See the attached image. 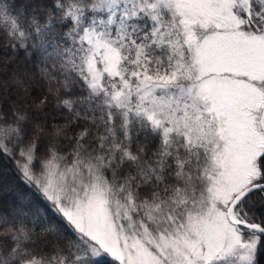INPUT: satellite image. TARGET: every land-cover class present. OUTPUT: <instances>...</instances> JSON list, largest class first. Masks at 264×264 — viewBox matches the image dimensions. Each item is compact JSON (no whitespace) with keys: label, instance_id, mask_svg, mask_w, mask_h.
<instances>
[{"label":"snow or ice","instance_id":"snow-or-ice-1","mask_svg":"<svg viewBox=\"0 0 264 264\" xmlns=\"http://www.w3.org/2000/svg\"><path fill=\"white\" fill-rule=\"evenodd\" d=\"M0 33V264H264V0H0Z\"/></svg>","mask_w":264,"mask_h":264},{"label":"trees","instance_id":"trees-1","mask_svg":"<svg viewBox=\"0 0 264 264\" xmlns=\"http://www.w3.org/2000/svg\"><path fill=\"white\" fill-rule=\"evenodd\" d=\"M16 3H17V7H19L20 5L23 4L20 0H16ZM5 40H6V37L2 33H0V51L3 50V44H4ZM7 56H8V53H4L3 55H0V63H3L5 61V59L7 58ZM21 65H26L25 64V57H24L22 52L20 53V55L18 57H16L14 60H12L9 63V67L14 68L17 71H23L26 68H28L27 66L22 67ZM28 69L31 70V68H28ZM49 115L50 116L55 115L54 111L51 108L49 109ZM56 118L58 120L62 119V117H59V116H57ZM1 166H3L4 173L10 177L12 174V171H13L12 163L9 161L6 164H1ZM37 239L39 241H43L45 239V237L44 236H38Z\"/></svg>","mask_w":264,"mask_h":264},{"label":"rangeland","instance_id":"rangeland-1","mask_svg":"<svg viewBox=\"0 0 264 264\" xmlns=\"http://www.w3.org/2000/svg\"><path fill=\"white\" fill-rule=\"evenodd\" d=\"M23 4H25L26 3V0H20ZM25 64L26 65H21L22 67H25V66H27L28 68H31V66L30 65H28V63H27V61L25 60ZM0 166H1V164H0ZM6 176H7V174H5ZM9 177V176H8Z\"/></svg>","mask_w":264,"mask_h":264}]
</instances>
